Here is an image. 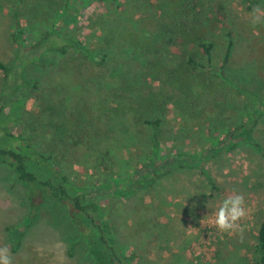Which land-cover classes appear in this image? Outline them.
Instances as JSON below:
<instances>
[{
    "label": "rangeland",
    "instance_id": "374dc122",
    "mask_svg": "<svg viewBox=\"0 0 264 264\" xmlns=\"http://www.w3.org/2000/svg\"><path fill=\"white\" fill-rule=\"evenodd\" d=\"M64 3L0 0V62L17 63L10 74L12 80L18 79V68L23 69V62L18 61L21 51L12 41L14 31L27 27L24 35L32 42L61 15ZM201 3L195 15L211 24L207 38L215 42L211 67L187 65V49L180 37L168 43L172 26L161 30L158 23L160 30L148 32L154 45L134 53L127 50L128 43L123 44L104 65L93 64L76 50L62 57L46 53L40 59L56 64L46 73L29 63L20 77L27 86H19L16 98L12 97L18 109L13 110V118L22 114L27 126L40 134L44 149L69 171L79 166L82 173L76 170L78 175L86 170L77 160L84 158L91 166L96 159L93 152L106 151L111 145L120 152L119 161L111 165L115 173L140 168L156 143L160 145L159 168L161 159L184 154L178 162L184 167L176 165L132 198L115 196L105 204L110 206L123 249L138 254L136 264H253L258 258L255 244L264 219V0ZM157 5V0L128 2L123 5L125 13L116 15L114 5L94 2L64 31L84 40L97 27L99 34H108L105 25L100 32L104 16L112 24L132 21L135 25L136 18H157ZM257 15L261 19L254 23ZM167 29L170 34L165 35ZM229 31L235 42L234 56L222 68ZM162 38L167 48L158 49L156 40ZM194 44L191 41L193 50ZM196 57L203 64L208 59L202 50ZM190 79L197 83L188 89L191 97L177 102L179 81L187 85ZM4 82L0 69V98L5 93ZM85 83L90 88L82 92ZM83 93L89 94L90 104L111 108L122 103V110L111 117L94 108L92 116L88 115L78 109ZM8 107L3 116L11 114ZM75 111L80 118L69 126L67 115ZM158 117L163 119L158 128L145 123ZM22 121L13 127L15 131L24 127ZM6 123L13 126L9 119ZM241 125L247 126L245 131H231ZM25 193L14 171L0 162V247H8V227L21 228L34 215L27 217ZM234 193L244 195L247 215L237 231L222 233L214 226L215 213L223 199ZM49 215L43 209L19 249L11 251L13 264H90L84 252L68 254L61 234L64 228L53 226L58 219Z\"/></svg>",
    "mask_w": 264,
    "mask_h": 264
},
{
    "label": "trees",
    "instance_id": "16d2710c",
    "mask_svg": "<svg viewBox=\"0 0 264 264\" xmlns=\"http://www.w3.org/2000/svg\"><path fill=\"white\" fill-rule=\"evenodd\" d=\"M143 1L145 0H65L61 15L54 18L50 27L46 28L42 35L33 39L32 42L29 43L27 36L24 35L27 27H21L14 31L12 41L17 46L18 51H21L18 61L20 64L23 62L21 64L23 69L18 68V79L12 80L10 74L17 63L7 66L0 62V69L3 70L5 76L3 88L5 93L0 98V162L14 171L16 179L23 183L26 189L24 204L27 207V217L34 215L21 228L12 229V227H8L9 237L7 240L11 251L16 252L19 249L23 237L37 222L38 215L41 216L42 210L47 209L48 214H51L49 218L55 216L58 219V222L50 219L55 223L53 226L57 229L64 228L61 233L63 237H61L68 244L69 255L73 256L77 252H84L90 258V264H136L135 259L138 254L123 249L121 239L116 234L112 222V211H110V206L107 208L105 204L111 203L115 196L120 199L123 197L132 198L144 187L155 184L162 176L170 173L171 168L176 165L179 169L184 167L182 163H178L184 154L177 152L174 156L171 155L169 159H161L163 164L161 163L159 168L156 166L158 163L156 155L160 152V145L156 143L150 156L141 161L140 168L135 170L129 168L123 173H115L111 165L119 161L120 152L116 153L111 145L105 149L106 151L93 152L96 159L93 160L95 164L93 163L91 166L87 164L88 162L84 158L81 161L77 160V164L86 170L83 174L78 175V173H82L78 171L79 166L75 170L69 171L54 158L52 153L44 149L39 138L40 134L30 125L27 126L22 114L20 117L17 115L13 118V110H15L16 104H12V101L16 98L15 94L19 86H27V81L21 78L24 70L29 67V63L32 64V67L37 66L46 73L50 70L49 67L56 64V61L48 62L40 59L46 53L59 54L62 57V55L72 54L76 50L90 59L93 64L104 65L111 58V55L116 53L118 49L121 50L123 44L128 43L130 46L125 45L127 50L134 53L141 52L149 45H154V41L149 38L148 32L153 33L155 30L156 32L160 30L158 23L160 28L163 26L161 30L168 28L166 26H172V34L169 33V29L165 34H170L167 39L168 43L174 44L173 42L180 37L184 48L187 49L185 53L187 65L195 68L211 67L208 64L213 61V49L215 48V42L212 38H207L211 24H204L202 22L204 20H200L195 15L198 14V6L202 4L201 0H157V6L160 9L159 16L142 21L136 18L135 25L132 24V21H126L125 25L121 23L112 24L109 17L104 16L101 18L100 32L105 25L109 29L108 34H99L97 27L90 32L85 40L76 34H69L64 31V27L69 23H75L79 19L81 11L94 2H102L107 6L114 5L115 14L121 15L125 13L123 5L126 3L139 2L143 4ZM89 28L91 29V26ZM231 33V31L227 32L228 42L221 64L222 68L228 65L230 58L234 56L235 42ZM162 40L163 38L156 40L160 45L158 49L167 48V42ZM193 40L195 43L194 50L190 48ZM198 50H202L208 57L206 63L203 64L202 61L197 60ZM193 80L196 79H190L186 82L187 85L182 80L179 81L181 82L180 93L178 92L174 98L177 99V102L184 101L186 97H191L188 89L191 84L197 86ZM37 82L38 79L35 80L34 88L37 87ZM86 88L89 89L90 86L85 83L81 91L85 92ZM89 94L91 95V92ZM89 94L83 93L78 99L80 107L78 109L84 110V113L91 115L94 108H97L101 112L107 111L111 117L120 114L122 103H116L111 108L102 107L101 104L98 105V102L90 104ZM12 97H14L13 100ZM110 97L109 99H111ZM189 100L190 98H188ZM109 101L113 102L112 100ZM7 107L8 113L11 114L3 116V111ZM76 118H80L76 111L67 115V125L71 126ZM7 119L13 124L12 127L7 125ZM162 120V117L146 119L145 123L158 128ZM20 121L24 127L15 131L13 127L17 123H21ZM245 128L247 126L241 125L236 130L234 128L231 131L237 132V129H239L238 132L240 129L245 131ZM231 146H235V144L233 143ZM118 170H122V167ZM153 175L156 178H152ZM211 184L214 186L212 181ZM62 224L63 226H61ZM255 251L258 258L253 264H264V219L259 227Z\"/></svg>",
    "mask_w": 264,
    "mask_h": 264
},
{
    "label": "clouds",
    "instance_id": "9594fccd",
    "mask_svg": "<svg viewBox=\"0 0 264 264\" xmlns=\"http://www.w3.org/2000/svg\"><path fill=\"white\" fill-rule=\"evenodd\" d=\"M259 11V9L255 10ZM261 17L255 16L253 22H259ZM247 215L245 197L242 193L226 196L220 203L214 217V226L222 233L231 234L239 229V222ZM0 264H13L11 250L7 246L0 247Z\"/></svg>",
    "mask_w": 264,
    "mask_h": 264
}]
</instances>
